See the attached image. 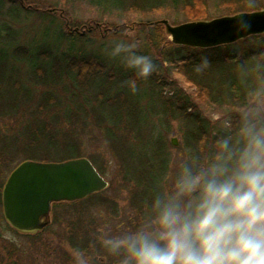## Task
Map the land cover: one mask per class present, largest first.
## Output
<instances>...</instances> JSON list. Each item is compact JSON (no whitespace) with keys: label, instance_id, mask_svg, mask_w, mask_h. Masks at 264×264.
I'll list each match as a JSON object with an SVG mask.
<instances>
[{"label":"trees","instance_id":"obj_1","mask_svg":"<svg viewBox=\"0 0 264 264\" xmlns=\"http://www.w3.org/2000/svg\"><path fill=\"white\" fill-rule=\"evenodd\" d=\"M15 1L0 0V8L7 3L16 16L23 15L24 20L30 18L31 22L30 16L34 15L36 21L42 23L46 19L47 23L43 22L46 32L41 40L29 46L15 42L6 25H3L6 35H0L3 40L0 42V117L16 122L12 133L0 131V189L5 183V174L24 161L63 163L83 158L79 136L92 127L102 132L131 194V206L139 214L170 162L164 133L155 131L151 122L152 111L156 109L152 103L159 102L164 116L186 124L187 150L204 157L211 150L216 135L201 114L194 112L197 108L193 101L220 106L218 108L244 109L249 93L264 87V49L257 47L264 34L237 41L241 55L236 58L232 56L231 45L208 49L175 46L166 40L162 25L141 23L145 15L168 9V6H173L175 12H183L187 21L210 20L204 8L205 0H90L96 5L100 19H125L107 25L100 22L70 24L62 12L36 11L29 3ZM252 1L222 0L221 4L227 8L224 14L235 16L260 11L261 5ZM130 21L136 31L145 33L143 38L151 44L157 69L172 61V56L186 52L174 76L192 90V102L183 92L164 94L163 83L155 73L147 81H138L137 93L130 94L121 85L133 73L124 71L119 60L107 61V51L86 48L89 43L86 39L96 33L121 38L128 29L126 22ZM152 30L154 35L148 32ZM50 37L67 41L68 47L51 44ZM253 48L259 51L255 53ZM201 57L208 59L209 67L197 73L194 66ZM253 81L254 86L249 87ZM89 161L101 176L105 174L99 158L90 157ZM101 197L98 193L83 201L52 207L64 206L69 214L77 215L86 211L88 204L105 205L109 210L116 208L112 201ZM75 220L70 244L89 249L91 254L104 255L98 247L90 248L93 233L82 227V218ZM11 256L12 251L5 262L16 264Z\"/></svg>","mask_w":264,"mask_h":264},{"label":"clouds","instance_id":"obj_2","mask_svg":"<svg viewBox=\"0 0 264 264\" xmlns=\"http://www.w3.org/2000/svg\"><path fill=\"white\" fill-rule=\"evenodd\" d=\"M140 45L114 39L107 48L133 73L121 85L132 95L157 70ZM208 67L206 57L194 66L197 73ZM251 97L234 131L223 120L206 156L187 150L170 161L138 217L103 223L90 248L112 264H264V87ZM70 254L72 264H95L89 249Z\"/></svg>","mask_w":264,"mask_h":264},{"label":"rangeland","instance_id":"obj_3","mask_svg":"<svg viewBox=\"0 0 264 264\" xmlns=\"http://www.w3.org/2000/svg\"><path fill=\"white\" fill-rule=\"evenodd\" d=\"M15 1V0H14ZM26 3H29L32 8L36 11L40 10L50 11L56 10L62 12L69 19L70 24L80 25L92 22H100L102 24H112L116 22H123L125 19H120L118 21H112L108 18L100 19L101 17L97 15V7L90 3V0H22ZM95 2L99 0H93ZM257 5L260 6V11L264 10V0H256ZM16 2V1H15ZM222 0H205V6L207 15L212 19L225 17L224 11L227 10L225 6L221 4ZM254 2V0L252 1ZM199 6V5H198ZM173 6H168V9L160 10L155 13H149L145 15L141 23L149 24L161 20H166L171 26H177L184 23H189L182 13L175 12L172 10ZM12 8L6 3L5 6L0 8V35H6L5 32L9 31L11 37H14L15 42H19V45H30L31 42L41 40L43 35L45 20H42V23L38 20L36 21V16H30L33 18L31 22L24 20L23 15H17L12 12ZM26 13V12H25ZM166 13V14H165ZM253 12H244L241 14H248ZM165 14V15H163ZM184 14V13H183ZM26 15H28L26 13ZM185 15V14H184ZM107 17V16H106ZM229 17V16H228ZM35 21V22H34ZM206 21V20H200ZM208 21V20H207ZM131 22H126L125 26H128V29L123 34L121 38L110 37L106 34L96 33L91 35L86 40L89 41L87 49L91 50H104L107 51V48L110 42L114 39H127V40H140L141 45L138 51L140 54H146L153 56L152 50L150 49V42L146 41V37L143 38L145 33L136 31L134 27L131 26ZM199 22V21H196ZM129 24V25H128ZM151 24V25H152ZM8 26L7 31L4 29V26ZM48 25V24H46ZM151 35H154L155 32L148 31ZM165 32V31H164ZM262 35V34H261ZM166 40L170 41L169 37L166 35ZM52 40L51 44L56 43L57 45H63L64 48L68 47L67 41L56 40L53 37H50ZM0 42L3 40L0 38ZM232 56L238 58L241 55L240 47L235 43L232 44ZM253 46V44H251ZM259 46V47H258ZM258 49H264V37L259 40L257 45ZM256 48H253L254 52L259 51ZM106 60L111 62L107 55ZM104 56V57H105ZM172 61L165 62L162 64L157 71L155 72L156 77L163 84V93L167 95H172L173 92H183L182 94L187 95L191 102L192 90L186 88L175 76L174 73L177 71V66L183 62L186 58V52L183 51L178 55L171 57ZM169 59V58H168ZM255 82H251L249 87H253ZM249 93L248 105L251 102V94ZM196 101V102H195ZM193 101V106L197 108L194 112L201 114L202 118L207 121L210 125L211 131L213 134L218 132V123L231 119L233 128H235V123L239 120L240 116L244 112V109L241 107H225L218 108L220 106L210 105L208 103H202L199 100ZM200 102V103H199ZM146 103V102H144ZM143 103V104H144ZM156 105V107H155ZM159 102H153L154 111L152 115V123L154 124L155 131L163 132L165 139L167 141V151L169 154L170 161L179 160L182 156L187 154V147L184 144L185 142V132L186 124L180 119H171L163 115L162 111L159 110ZM247 105V106H248ZM241 109V110H240ZM90 121V120H87ZM16 122L13 119L0 117V131L7 134L8 132L12 133L15 129ZM175 139L178 146L173 147L170 144V141ZM80 141V151L83 154V158L89 160V158H99L102 163V168L104 169V175L102 178L107 182V188L101 191V198L108 199L112 201L116 208L109 210L105 205H87V210L77 215V213L69 214V211L64 206H58L51 208L49 214L50 224L41 230L40 232L35 233L34 235H26L12 229L4 220L1 206V189H0V255L2 257V264L6 263V259L10 256V251H12L11 259L15 261L16 264H72V257L70 254V248L76 247L72 246L69 242V237L74 230L73 224L75 223V218L81 217V224L84 229H89L93 234L97 229L105 222H112L114 225L118 223L131 224L135 218L138 217L137 209L131 206V194L129 189L126 186V183L120 176V170L118 164L104 139L102 132L98 129L89 128L88 131L81 133L79 136ZM12 167V166H11ZM10 167V168H11ZM10 171L5 174L4 181L9 176ZM3 187V186H2ZM72 225V226H71ZM71 226V227H70ZM89 239V238H88ZM91 239V238H90ZM93 239V237H92ZM94 249V248H92ZM95 264H112V262L104 255L93 253ZM4 259V260H3Z\"/></svg>","mask_w":264,"mask_h":264},{"label":"water","instance_id":"obj_4","mask_svg":"<svg viewBox=\"0 0 264 264\" xmlns=\"http://www.w3.org/2000/svg\"><path fill=\"white\" fill-rule=\"evenodd\" d=\"M152 25H162L175 46L208 49L264 34V10L177 26L166 20ZM170 143L178 146L175 139ZM106 188L107 183L85 158L63 163L25 161L5 181L3 216L14 230L35 234L50 224L52 204L82 201Z\"/></svg>","mask_w":264,"mask_h":264}]
</instances>
